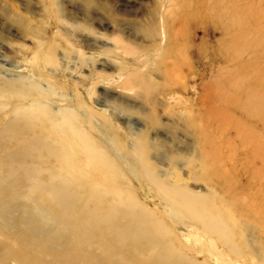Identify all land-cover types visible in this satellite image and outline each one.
<instances>
[{"label":"rangeland","instance_id":"374dc122","mask_svg":"<svg viewBox=\"0 0 264 264\" xmlns=\"http://www.w3.org/2000/svg\"><path fill=\"white\" fill-rule=\"evenodd\" d=\"M0 264H264V0H0Z\"/></svg>","mask_w":264,"mask_h":264},{"label":"bare ground","instance_id":"6f19581e","mask_svg":"<svg viewBox=\"0 0 264 264\" xmlns=\"http://www.w3.org/2000/svg\"><path fill=\"white\" fill-rule=\"evenodd\" d=\"M235 11H236V10H235ZM233 13H234V12H233ZM49 114H51V113H49ZM47 115H48V114H47ZM47 115H46V116H47ZM57 119H58V118H57ZM63 119H64V118L61 117V118H59V120H58L57 122L61 123V121H64ZM55 120H56V118L54 119V121H55ZM51 121H53V120H51ZM54 121H53V122H54ZM67 122H68V119L65 121V123H67ZM69 122H70V121H69ZM59 123H58V125H59ZM65 123H64V124H65ZM51 124H52V123H51ZM55 124L57 125L56 122H55ZM55 124H54V125H55ZM61 126H62V125H61ZM61 126H60V127H61ZM72 128H73V127H72ZM57 131H58V130H57ZM57 133H58V132H57ZM57 133H56V134H57ZM61 133H62V132H61ZM61 133H60V134H61ZM57 135H58V134H57ZM62 135L64 136V134H62ZM72 142H73V141H72ZM85 150H86V149H85ZM116 182H117V181H116ZM117 184H118V183H117ZM48 221H49V220H48Z\"/></svg>","mask_w":264,"mask_h":264}]
</instances>
